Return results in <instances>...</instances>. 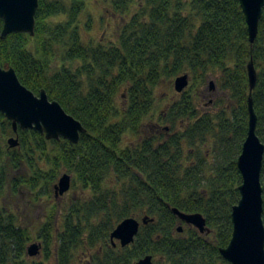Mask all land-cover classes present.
I'll return each mask as SVG.
<instances>
[{
    "label": "trees",
    "instance_id": "1",
    "mask_svg": "<svg viewBox=\"0 0 264 264\" xmlns=\"http://www.w3.org/2000/svg\"><path fill=\"white\" fill-rule=\"evenodd\" d=\"M105 1L122 18L135 2ZM85 2L39 0L34 36L0 38V65L13 67L34 93L45 89L86 129L75 144L18 128L20 145L9 148L3 143L16 133L0 112V264H43L27 254L33 239L43 241L46 258L55 250L58 264H73L82 251L88 264H134L147 254L157 264H231L220 248L231 239L232 208L241 196L237 160L248 133L251 60L264 143V8L252 43L239 0H142L118 40L105 45L83 38ZM184 73L191 85L158 119L169 124L146 132L157 86ZM210 76L223 93L214 113L198 108L194 91ZM131 135L138 142L124 146ZM23 164L29 174L8 181L7 165L19 170ZM64 168L81 195L62 209L55 204L37 231L7 211L8 189L52 197ZM261 182L264 199V159ZM174 207L202 213L211 233L182 223ZM128 217L153 221L142 224L132 244L115 246L110 234Z\"/></svg>",
    "mask_w": 264,
    "mask_h": 264
},
{
    "label": "water",
    "instance_id": "2",
    "mask_svg": "<svg viewBox=\"0 0 264 264\" xmlns=\"http://www.w3.org/2000/svg\"><path fill=\"white\" fill-rule=\"evenodd\" d=\"M245 14L249 39L254 42L263 14L264 0H239ZM39 0H0V19L3 21L0 38L5 39L12 33L36 32V12ZM249 80L248 95V133L237 166L242 175L239 185L240 199L232 208L233 231L229 243L220 248V253L231 264H264V199L261 173L264 159V143L257 134L258 116L254 107L253 91L257 84L258 71L251 60L247 65ZM190 76L184 73L175 78L174 87L182 92L189 85ZM210 89H215V82L210 81ZM0 112L12 121L15 135L7 139L9 148L20 145L18 128L35 129L49 140L65 138L72 143H79L84 132L83 123L69 114L57 100H51L45 89L34 93L19 79L13 67L0 65ZM71 174L65 172L54 185L55 195L61 196L70 190ZM173 212L188 225L196 227L202 234H210L206 217L200 212H184L173 208ZM148 217L139 220L128 217L122 220L110 234V240L125 247L132 244L142 224H147ZM181 224L179 232H183ZM40 253V244L32 243L27 247L29 256ZM134 264H157L152 254L141 257Z\"/></svg>",
    "mask_w": 264,
    "mask_h": 264
},
{
    "label": "rangeland",
    "instance_id": "3",
    "mask_svg": "<svg viewBox=\"0 0 264 264\" xmlns=\"http://www.w3.org/2000/svg\"><path fill=\"white\" fill-rule=\"evenodd\" d=\"M141 1L142 0H135L130 13L125 15V18H122L119 14H115L113 12V9L108 1L86 0L85 7L80 14V23L84 40L101 42L105 45L116 42L119 38V32L122 24L125 22V19H129V17L139 9ZM53 65L59 68L61 63L58 62V60H55ZM211 80L215 82L214 90L210 89ZM174 81L175 78L171 81L162 80L157 86L155 90V110L149 113L144 122V129L146 132L150 133L152 131L154 132V129H162L159 124L164 126L169 124L159 122L158 119L160 114L166 112L171 104L179 98L180 92L176 91ZM191 83L192 81L190 79L189 85L186 89L191 85ZM194 91H196V101L199 106L198 108L202 110V112L214 113L218 110V106L215 105V102L223 93L217 86L216 76H210L207 83L203 87L194 89ZM119 102L121 103V101ZM7 139L8 137L3 143V146L5 147L8 146ZM136 142H138V138L131 135L125 137L123 144L126 146ZM62 172L64 173L67 171L64 168L61 173ZM6 174L9 181L10 178H14L18 175L29 174V169L25 164H23L19 170H15L7 165ZM71 176V188L61 196L57 197L53 190L52 197L47 194H41L42 196L39 199H35L34 195L26 188H22L18 194H13L8 189L7 195L4 199V206L7 211L16 216L24 226H28L30 229L37 231V229L48 220L55 204H59V208L62 209L63 204L69 203L72 198H76L81 195L80 186L74 188L73 175L71 174ZM58 220H60V218H58ZM210 239H213V235H211ZM32 243L40 244V253L36 256H29L30 258H33L34 261L43 262V264H58L55 250H53L51 255L46 258L44 254L43 241L40 239H33L28 242L27 246ZM88 257V253L86 251L79 252L77 258L73 261V264H88Z\"/></svg>",
    "mask_w": 264,
    "mask_h": 264
},
{
    "label": "flooded vegetation",
    "instance_id": "4",
    "mask_svg": "<svg viewBox=\"0 0 264 264\" xmlns=\"http://www.w3.org/2000/svg\"><path fill=\"white\" fill-rule=\"evenodd\" d=\"M160 126V125H159ZM182 223H183V221H182ZM186 224V223H185ZM188 225V224H187ZM188 226H190V227H193V226H191V225H188ZM194 228H196V227H194Z\"/></svg>",
    "mask_w": 264,
    "mask_h": 264
}]
</instances>
